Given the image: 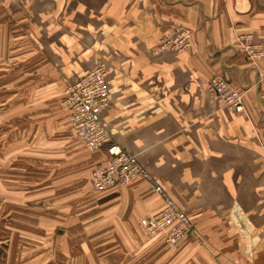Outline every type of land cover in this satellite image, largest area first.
<instances>
[{
    "label": "crops",
    "instance_id": "obj_1",
    "mask_svg": "<svg viewBox=\"0 0 264 264\" xmlns=\"http://www.w3.org/2000/svg\"><path fill=\"white\" fill-rule=\"evenodd\" d=\"M4 1L5 15L22 20L19 30L1 28L19 33L14 48L34 50L39 81L52 65L38 107L61 121L67 115L69 125L63 83L103 64L110 106L101 117L112 141L134 153L193 221V233L169 246L164 233L149 237L139 228L164 208L149 181L105 192L93 186L105 199L103 236L114 243L107 264H264V57L249 60L239 42L251 34L264 47V0ZM178 25L193 32L191 47L158 51ZM216 75L243 93V112L205 89ZM29 83L24 93L15 89L23 98L35 93ZM93 154L95 166L107 158Z\"/></svg>",
    "mask_w": 264,
    "mask_h": 264
},
{
    "label": "rangeland",
    "instance_id": "obj_2",
    "mask_svg": "<svg viewBox=\"0 0 264 264\" xmlns=\"http://www.w3.org/2000/svg\"><path fill=\"white\" fill-rule=\"evenodd\" d=\"M4 9L0 0V264H107L114 243L103 236L105 199L92 185L94 152L71 130L67 115L61 121L38 107L41 84L52 86V65L39 81L34 50L22 43L14 48L12 36L19 33L1 28L13 23L19 30L22 17ZM28 56L35 61L31 72ZM28 82L35 93L23 98L15 89L24 93ZM26 98L33 102L25 105Z\"/></svg>",
    "mask_w": 264,
    "mask_h": 264
},
{
    "label": "built area",
    "instance_id": "obj_3",
    "mask_svg": "<svg viewBox=\"0 0 264 264\" xmlns=\"http://www.w3.org/2000/svg\"><path fill=\"white\" fill-rule=\"evenodd\" d=\"M252 35L239 37L245 56L256 62L264 57V47L250 42ZM193 32L183 26H175L171 33L164 36L158 51L182 52L193 44ZM259 74L264 78V65ZM205 89L214 97L222 100L228 109L243 112L244 95L234 89L223 75H216L204 83ZM63 107L68 111L71 130L88 151H104L107 154L93 170L92 182L99 192L115 187L130 185L140 179L149 181L155 192L163 199L164 208L158 216L140 219V228L149 237L165 234V242L173 246L194 231L189 214L181 208L166 191L164 185L149 176L137 156L112 141L107 127L102 121V112L110 106L109 86L106 67L101 63L87 73L67 79L63 90ZM264 150V145H263Z\"/></svg>",
    "mask_w": 264,
    "mask_h": 264
}]
</instances>
